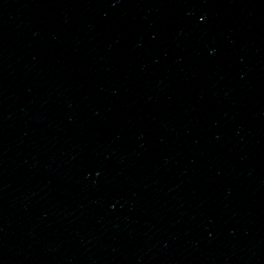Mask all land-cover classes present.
<instances>
[{"label":"water","instance_id":"95a60500","mask_svg":"<svg viewBox=\"0 0 264 264\" xmlns=\"http://www.w3.org/2000/svg\"><path fill=\"white\" fill-rule=\"evenodd\" d=\"M207 0H0V264H18L96 136Z\"/></svg>","mask_w":264,"mask_h":264}]
</instances>
